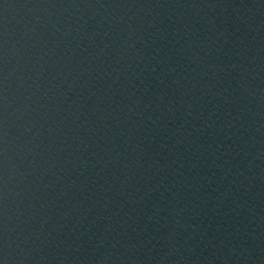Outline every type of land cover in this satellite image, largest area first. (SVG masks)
<instances>
[{
  "label": "water",
  "instance_id": "water-1",
  "mask_svg": "<svg viewBox=\"0 0 264 264\" xmlns=\"http://www.w3.org/2000/svg\"><path fill=\"white\" fill-rule=\"evenodd\" d=\"M0 264H250L185 0H0Z\"/></svg>",
  "mask_w": 264,
  "mask_h": 264
}]
</instances>
